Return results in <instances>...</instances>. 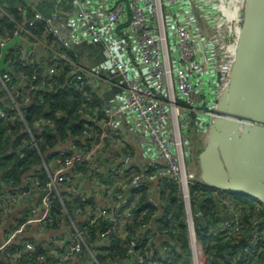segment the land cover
Listing matches in <instances>:
<instances>
[{
  "label": "built area",
  "instance_id": "obj_1",
  "mask_svg": "<svg viewBox=\"0 0 264 264\" xmlns=\"http://www.w3.org/2000/svg\"><path fill=\"white\" fill-rule=\"evenodd\" d=\"M247 4L28 0L20 20L0 0V128L38 157L0 178V264H226L208 252L227 241L228 264L264 258V205L199 165ZM62 92L82 102L65 134Z\"/></svg>",
  "mask_w": 264,
  "mask_h": 264
},
{
  "label": "water",
  "instance_id": "obj_2",
  "mask_svg": "<svg viewBox=\"0 0 264 264\" xmlns=\"http://www.w3.org/2000/svg\"><path fill=\"white\" fill-rule=\"evenodd\" d=\"M217 113L199 156L202 182L248 194L264 205V0H248Z\"/></svg>",
  "mask_w": 264,
  "mask_h": 264
},
{
  "label": "trees",
  "instance_id": "obj_3",
  "mask_svg": "<svg viewBox=\"0 0 264 264\" xmlns=\"http://www.w3.org/2000/svg\"><path fill=\"white\" fill-rule=\"evenodd\" d=\"M4 5H7V7L14 12L17 17L20 19L22 14L18 11V7L23 6L24 4L27 3L28 0H1ZM34 6V5H33ZM36 9V8H35ZM38 10V9H37ZM21 20V19H20ZM2 24L6 23V21H0ZM51 98V97H50ZM50 103H52V106L55 110L61 109L64 111V116L62 120L58 121L60 130L62 131L63 134L66 133V130H70V120H72V115L75 109L82 104V102H78L75 104L76 101L70 100L67 94L61 93L60 97H56V95L52 96V99H50ZM56 101V102H55ZM54 110V111H55ZM47 140H50L49 138ZM36 158H31L30 160H19L17 154L15 153V150L13 149L12 145L10 144V140L7 139L5 135V130L3 128H0V178L2 179H7L10 178L13 181L14 186H19L22 185V179L23 176L31 170V164L32 163H37L38 162V157L35 156ZM171 205L176 207V201L171 200ZM56 206L58 204L56 203ZM243 209H248V211H245L244 217L246 212H250L246 217H249L253 215V213L256 210V207L251 205V204H245L243 205ZM258 215H264V210H260V214ZM104 226V225H103ZM181 230H184V225L181 222L180 224ZM168 232L174 233L173 228L168 227L167 228ZM179 238L183 241V250H187V244H186V239L184 236L180 235ZM237 247H241V245H237L232 242H225V243H219L216 245L215 248L209 249V258L211 260L217 259V260H226V264H228V255H234V252L236 251ZM125 251L123 248H117L114 251L110 253L111 256H117L123 257ZM226 255L228 257H226ZM114 259V258H112ZM212 262V261H211ZM264 263V258H262L259 262H256L255 264H260ZM182 264H186L185 262H182Z\"/></svg>",
  "mask_w": 264,
  "mask_h": 264
}]
</instances>
